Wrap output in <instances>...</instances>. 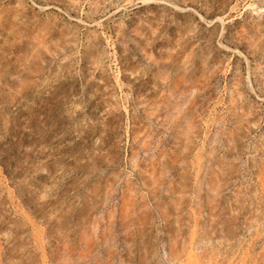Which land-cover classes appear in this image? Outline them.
I'll return each mask as SVG.
<instances>
[{
  "label": "rangeland",
  "instance_id": "1",
  "mask_svg": "<svg viewBox=\"0 0 264 264\" xmlns=\"http://www.w3.org/2000/svg\"><path fill=\"white\" fill-rule=\"evenodd\" d=\"M0 264H264V0H0Z\"/></svg>",
  "mask_w": 264,
  "mask_h": 264
}]
</instances>
